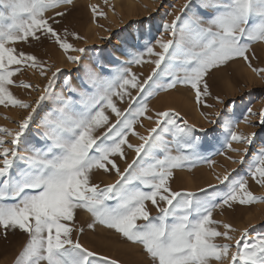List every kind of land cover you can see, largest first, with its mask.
I'll list each match as a JSON object with an SVG mask.
<instances>
[{
  "label": "snow or ice",
  "instance_id": "obj_1",
  "mask_svg": "<svg viewBox=\"0 0 264 264\" xmlns=\"http://www.w3.org/2000/svg\"><path fill=\"white\" fill-rule=\"evenodd\" d=\"M72 4L73 0H0V105L31 109L19 122L18 131L13 133L0 127V228L5 238L9 230H18L29 237L15 264H99L100 261L118 264L107 257L97 260L96 253L73 239V228L65 222L74 220L77 209L91 213L93 222L87 225L89 229L103 225L121 234L127 242L141 245L150 264H212L223 260H229V264H264V236L252 237L247 228L235 245L215 242L217 237L232 240L229 233L235 231L228 223L222 225L223 232L217 230L220 222L212 219L216 207L232 208L235 203L250 205L264 201V197H257L248 189L247 179L239 175L230 179L231 174L218 176L224 185L223 195L201 189L203 199L196 193L173 192L169 186L173 169L181 168L186 162L194 163L198 157L201 145L195 135L196 126L187 120L178 123V112L161 111L155 114V126L147 130L146 136L134 129L140 117L153 119L146 115V101L161 88L190 86L196 103L203 104V98L211 95L207 77L229 61L242 58L254 73H264V69L252 66L249 56L251 44L264 41V0H197L195 5L190 0L185 10L191 11L192 17L183 27L178 28L181 17L163 25L172 38L156 41L162 49L158 53L152 46L139 44L143 39L141 33L134 38L132 47L144 51L127 54L132 57L129 64L155 65L143 82L129 67L109 72L100 57L89 58L99 67V72L90 64L82 65L83 75L73 77L62 68L53 70L36 55L17 52L11 46L19 41L42 43V38L47 39L62 50L67 62L80 64L87 50L75 47L67 37L83 38L67 28L61 35L53 27L68 12L55 11L54 15L45 16L49 9ZM90 8L93 19L107 18L99 6L90 5ZM145 53L157 58L146 61ZM21 66L38 69L39 75L47 80L34 102L35 108L9 90L14 84L12 78L22 71ZM177 68L182 74L174 71ZM164 77H168L167 82L159 84ZM58 80L59 93L55 91ZM74 80L79 88L73 87ZM18 86L33 88L23 81ZM65 88L69 92L67 97L63 94ZM130 89H137V94L133 96ZM113 97L121 101L127 98L128 107L117 108ZM215 99L224 104L219 96ZM106 109L115 114L114 123H109ZM38 110L43 112L40 124L46 130L29 138L26 133ZM215 115L221 119L209 123L223 121L230 126L235 118V113L228 111ZM50 116L56 118L50 120ZM244 121L259 131L244 135L229 128L230 140L246 147L232 148L229 142L228 148L240 153L239 160L233 162L244 165L250 148L257 139L261 141L245 175L264 186V109L254 112L248 108ZM105 126V131L96 134L97 129ZM199 131L208 134L206 129ZM129 134L142 142L130 143ZM6 136H11V140H6ZM6 143L12 147H5ZM21 143L29 155L20 154ZM170 144L175 145L176 154ZM125 146L135 152L136 158L121 172L113 158L126 159ZM93 170L105 173L115 170L119 179L101 187L91 182ZM148 201L156 207V216L147 210ZM79 231L82 233L83 229ZM233 247L236 251H230Z\"/></svg>",
  "mask_w": 264,
  "mask_h": 264
},
{
  "label": "rangeland",
  "instance_id": "obj_2",
  "mask_svg": "<svg viewBox=\"0 0 264 264\" xmlns=\"http://www.w3.org/2000/svg\"><path fill=\"white\" fill-rule=\"evenodd\" d=\"M190 0H73L72 5H61L58 9H49L45 16L54 15L55 11H67L66 15L59 25H53L58 32L63 35L65 28L68 31L78 33L83 39L76 40L72 36H68V42L75 47L85 48L87 51L82 54L83 59L80 64H71L67 62L63 52L52 41L43 39L41 42L30 40L29 42L19 41L11 45L17 52L26 54H34L38 58L44 60L46 65L52 67H60L64 73H71L73 77L83 75L82 65L90 64L94 71L99 72V67L90 61L89 58L100 57L105 68L109 72H115L117 68L129 67L135 73L141 82L151 74L155 67L153 63H144L142 65L129 64L132 58L127 53L143 52V48L132 47L134 38H138L143 33V39L139 40L140 45H148L154 48L155 52H161L157 40H168L172 36L167 32L163 25L171 23L176 17H181L178 21V28L183 27L192 17V12L185 10V5ZM197 0H191V4L195 5ZM90 5L99 6V9L107 14V18L93 19ZM115 9L113 11L112 9ZM51 23V21H50ZM103 25V27H101ZM203 26H207L206 24ZM103 50V51H102ZM77 55L78 53H71ZM254 54V55H253ZM253 67L264 69V41H257L251 44L249 53ZM157 57L144 54L146 61H153ZM15 68L16 66H12ZM21 73L16 74L12 79L14 84L9 86V90L13 95L25 102L33 104L36 107L35 100L39 97L44 89L47 80L39 75L38 69H32L21 66ZM77 69H80L77 72ZM175 72L182 74L181 69H174ZM50 76L51 73L49 72ZM210 84L211 95L204 97L203 104H197L195 101V92L186 85H177L174 89H164L156 91L150 96L146 103L148 110L146 115L152 116V120L140 117L134 125V129L141 136L147 135V130L155 126L156 113L161 111L178 112L180 117L177 118L178 123L187 120L190 125H195L197 132L195 135L200 138V149L198 157L194 163L186 162L181 168L173 169V177L169 180V186L173 192H191L196 193L198 197L203 199L204 193L201 189H206L208 193L215 195H223L224 185L220 183L217 177H223L231 174V178L242 176L247 179L248 189L257 197H264V186L258 185L250 176L245 175L248 162L251 157L259 151L261 141L257 139L254 146L249 150V155L245 156V164L240 165L234 163L233 160H239L240 153L231 151L228 143L231 142L232 148L243 149L244 144H239L230 140L229 128L238 134L249 135L252 132H258L259 128L252 127L244 121L247 116V109L251 108L254 112L264 109V73L257 74L252 71L248 64L242 58H235L229 61L225 66H221L218 71H214L210 77H207ZM168 77H164L158 81L163 85L167 82ZM30 83L33 88H23L18 86L20 82ZM36 86H39L37 89ZM73 87H77L78 83L74 80ZM89 87L92 88L91 82ZM61 83L58 80L55 91L59 93ZM93 91L95 89L93 88ZM133 96L137 94V89H130ZM65 97L69 95L68 90H63ZM219 96L224 100V104L217 103L215 97ZM113 102L117 108L124 110L128 107L127 98L121 101L119 97H113ZM231 102V103H230ZM212 105L206 107L204 105ZM49 105L52 102L49 101ZM227 105V108L225 106ZM61 105H56L60 107ZM31 109H24L14 106L0 105V127L12 130L13 133L19 130V122L28 115ZM225 111L235 113V118L230 126L221 121L219 124L209 123V120H220L216 113H224ZM201 113H204L202 115ZM105 115L109 117V123L115 122V114L110 109L105 110ZM43 112L38 110V115L26 135L29 138L35 137L38 133L46 129L40 124V117ZM56 116H50L49 119H55ZM97 129L96 134L105 131ZM199 129L208 130V134L200 132ZM214 130V131H213ZM11 136H6V140H11ZM129 142L139 145L142 141L137 136L129 134ZM166 139L171 140L170 136ZM176 154L175 145H169ZM5 147L11 148L9 143ZM20 154L29 155L25 151V145L21 143ZM126 159H120L119 156L113 159L119 166L121 172L129 163L135 159V152L125 146ZM232 157V159H229ZM214 162V163H210ZM119 177L115 170L105 173L103 170H93L91 177L92 183H97L101 187L107 184L115 183ZM227 183V182H226ZM212 185L214 187L210 188ZM220 203V201H216ZM164 206L163 203L160 205ZM146 208L152 216H156L157 209L150 201L146 202ZM212 219L219 221L218 231L223 232V224L228 223L235 231L229 234L232 240H225L223 237L215 238L218 244L229 243L235 245L237 239L245 228L249 229L250 236H264V201H259L250 205L233 204L232 208L227 206L216 207L212 212ZM93 222L91 213L84 209L75 211L74 220L65 222L73 228L72 237L79 240L81 245L88 250L97 254L99 257H107L116 260L118 264H150L141 245L127 242L122 238L121 234L115 230L107 229L103 225L97 226L95 229H89L87 225ZM142 223V221H138ZM83 229L81 233L79 230ZM3 229L0 228V264H15L17 257L26 246L29 237L18 230H9L7 238L3 235ZM230 251H236L233 247ZM99 264H104L100 261ZM212 264H229V260L220 262L213 261Z\"/></svg>",
  "mask_w": 264,
  "mask_h": 264
}]
</instances>
